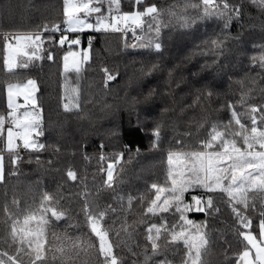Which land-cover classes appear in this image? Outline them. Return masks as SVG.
I'll list each match as a JSON object with an SVG mask.
<instances>
[{"label":"snow or ice","instance_id":"snow-or-ice-1","mask_svg":"<svg viewBox=\"0 0 264 264\" xmlns=\"http://www.w3.org/2000/svg\"><path fill=\"white\" fill-rule=\"evenodd\" d=\"M249 8L264 14V0H172L167 6L130 0L124 9L122 0H63L62 21L3 33V67L9 78L4 81L7 108L0 113V185L5 187L0 205V264H126L118 248L133 257L130 264H209L207 217L221 212L216 194H221V203L234 217L239 248L235 259L225 256L227 264H264V42L244 37ZM234 24L239 28L235 34ZM84 30L124 36L131 31L135 42L125 43V48L147 49L157 55L163 54L166 39L175 33L177 45L187 48L179 63L165 69L153 62L142 66L140 72L150 76L154 71H167L164 94L172 97L175 89H180V114L190 113L189 129L180 135L196 137V145L189 147L174 137L179 147L167 151L163 180L145 181L144 188L125 192L120 188L124 154L105 153L101 144L97 164L104 175L99 185L95 176L89 187L87 177H78L74 168L66 172L68 180H79L82 185L76 214L83 216L81 222L61 204L59 192L29 185L28 192L38 194V202L34 199L21 207L13 187L9 200L6 175L22 174L25 162L43 168L39 153L49 148L54 154L60 152L59 146L40 139L45 129L36 96L37 81L21 79L16 72L45 57L54 59L53 52L45 50V39L49 44L69 45L63 56L60 103L65 113L86 118L79 82L82 65L90 56L87 50H70L80 40L67 35ZM57 32L58 40L53 35ZM226 53L235 58L234 64L222 59ZM102 71L107 86L115 75L107 68ZM68 73L75 74V81ZM221 75L227 78V92L223 91V80L217 81ZM159 94L158 88L150 85L133 97V102L154 107ZM20 97L23 104L17 102ZM173 110L164 107L161 111ZM222 112L227 113L226 118L219 116ZM163 127L162 122H155L154 149L160 147ZM83 158L90 162L94 157L85 153ZM47 163L51 166L53 161ZM105 191L111 202L102 201L100 194ZM191 212L203 213L206 219H190ZM253 216L259 221L258 236L253 234ZM61 221L65 223L63 230L56 227ZM140 226H144L143 231ZM69 229L80 230L81 235H72Z\"/></svg>","mask_w":264,"mask_h":264},{"label":"trees","instance_id":"trees-1","mask_svg":"<svg viewBox=\"0 0 264 264\" xmlns=\"http://www.w3.org/2000/svg\"><path fill=\"white\" fill-rule=\"evenodd\" d=\"M130 0H122V9L126 8ZM159 5L167 6L172 0H151ZM106 10V9H105ZM63 0H0V113L7 108V97L4 91V81L9 78L3 67L4 59V32H24L34 28L36 25L49 23L53 20L59 22L63 19ZM264 14L259 13L255 8H249L245 16L243 34L247 40H254L257 43L264 42ZM203 30V29H202ZM239 30L233 25L232 32ZM47 37V33L44 34ZM54 39L58 40L60 33H54ZM70 38H79L82 45L71 46L72 51L87 50L90 59L83 64L79 86L82 94V108L86 118L81 119L76 114L65 113L60 97L63 94V56L69 51L66 43L60 46L58 43L49 44L45 39V50L52 51L53 60L46 57L29 65L26 69H16L21 79L32 78L37 81L39 91L36 93L38 103L42 107L44 121V136L40 139L46 143L59 146L60 152L54 154V149L39 153L44 167L39 168L35 162H27L21 165L23 172L17 176L7 177L8 199L11 200L13 187L20 197L21 207L27 202L31 204L35 199L38 202V194L28 192L29 185L35 188H44L49 192L62 194L61 204L70 209L71 215L79 221L83 216H76L80 207V192L82 185L77 181L68 180L66 172L69 167L77 171L78 177H87L89 187L95 183L100 184L103 173L98 171V153L100 145L105 147V153H123L121 166L124 171L121 173L123 183L120 185L125 192L136 188H144L145 181L163 180L167 169L166 156L169 148H177L175 139H180L189 147L196 145V137L180 135L189 129L187 123L190 113L180 114L181 93L175 89V95L169 97L164 94L167 88L165 80L167 71H154L150 76H143L141 67H148L151 63H159L165 69L174 67L187 53V48L178 46L175 40V33L172 39H166V47L162 55L149 52L147 49L125 48V43L133 41L132 32L127 36L121 33L104 32H80L68 33ZM229 47H233L229 45ZM251 48V45H249ZM203 61L204 57H197ZM225 59L235 63V58L226 53ZM191 67V65H188ZM107 68L115 75V79L104 85V73L102 69ZM235 72L237 69L229 68ZM179 74V70L176 75ZM69 78L75 81V74L68 73ZM131 80V84L129 81ZM223 80L224 89L227 92V78L217 77V81ZM158 88L159 95L156 98L154 107L134 104L133 97L146 90L149 86ZM174 87V85H173ZM183 87V85H181ZM257 97V101H258ZM175 101L176 103H173ZM168 107L174 109L162 113V109ZM226 118L227 113L219 114ZM215 118V117H214ZM160 121L164 127L162 130L161 144L158 149L151 147L155 137L153 129L155 122ZM175 125L176 131H173ZM175 137V139H174ZM94 157L90 162L85 161L84 154ZM26 156V153H21ZM52 160L51 166L47 161ZM6 174L8 161L5 159ZM121 166L117 167V170ZM106 167V164H105ZM40 181L37 185L35 182ZM4 185H0V205L4 199ZM94 191V190H93ZM195 194V192H193ZM102 201L111 202L110 194L105 191L100 194ZM216 201L220 203L221 212L207 217L208 232L211 243V255L207 257L209 264H227L228 260L235 259L237 251V237L234 235L233 220L229 209L221 203L224 199L221 194H216ZM186 199L191 197L186 194ZM3 213L0 211V216ZM190 219L197 222L205 220L203 213L191 212ZM131 220V217H129ZM253 232L258 234V218L253 216ZM111 222V221H109ZM116 226H119L117 221ZM59 230H63V221L56 224ZM144 226H140L143 231ZM87 231V229H83ZM72 235H81L80 230L69 229ZM143 242L142 237H137ZM227 241V242H226ZM231 245V247L229 246ZM126 257V264H130V257L126 251L116 249Z\"/></svg>","mask_w":264,"mask_h":264},{"label":"rangeland","instance_id":"rangeland-1","mask_svg":"<svg viewBox=\"0 0 264 264\" xmlns=\"http://www.w3.org/2000/svg\"><path fill=\"white\" fill-rule=\"evenodd\" d=\"M83 32H94V30H84ZM67 35H68V33H67ZM134 41V40H133ZM76 52H80V53H82L83 51L82 50H75ZM85 64V63H84ZM83 66V65H82ZM18 103H20V104H23V98L22 97H20V98H18V101H17ZM23 110V109H22ZM253 234L254 235H257L258 236V234H256V233H254L253 232Z\"/></svg>","mask_w":264,"mask_h":264},{"label":"built area","instance_id":"built-area-1","mask_svg":"<svg viewBox=\"0 0 264 264\" xmlns=\"http://www.w3.org/2000/svg\"><path fill=\"white\" fill-rule=\"evenodd\" d=\"M79 40H80V44H79V46H80V45H82V41H81V39H79ZM22 153H23V152H22Z\"/></svg>","mask_w":264,"mask_h":264}]
</instances>
